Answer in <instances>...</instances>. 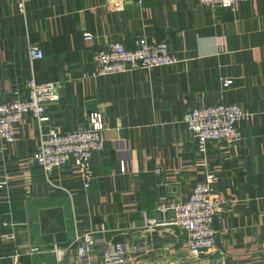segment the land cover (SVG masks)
I'll list each match as a JSON object with an SVG mask.
<instances>
[{"label": "crops", "instance_id": "crops-1", "mask_svg": "<svg viewBox=\"0 0 264 264\" xmlns=\"http://www.w3.org/2000/svg\"><path fill=\"white\" fill-rule=\"evenodd\" d=\"M18 1L0 0V98L24 91L30 77L59 81L47 126L82 129L96 111L107 128L104 149L84 168L54 172L51 185L31 162L37 123L26 115L17 124L14 142L0 148V264H105L103 247L122 243L128 259L115 264H264V0L228 9L194 0H110L114 8L109 0H28L24 12ZM139 36L166 41L177 62L91 76L93 52L114 41L132 47ZM29 43L41 59L29 58ZM217 103H238L254 117L237 124L238 142L201 151L181 118ZM207 174L231 203L214 218L215 251L188 258L172 213L162 217L155 205L165 191L185 200ZM81 234L93 247L79 258ZM60 239L67 252L57 263L46 250ZM33 245L45 252L26 254Z\"/></svg>", "mask_w": 264, "mask_h": 264}, {"label": "built area", "instance_id": "built-area-1", "mask_svg": "<svg viewBox=\"0 0 264 264\" xmlns=\"http://www.w3.org/2000/svg\"><path fill=\"white\" fill-rule=\"evenodd\" d=\"M27 1L17 2L20 12L25 11ZM194 1L210 9H228L234 4L248 0ZM109 4L115 7L110 0ZM82 38L85 43L91 45L94 36L90 31H83ZM27 50L31 60L43 57V51L37 44L29 43ZM92 62L91 76L96 77L171 66L177 62V58L169 50L166 41L149 42L144 36H139L132 47L121 41L111 42L106 49L92 53ZM230 83L231 80H224L223 85ZM61 86L59 81L37 82L30 77L25 82L24 91L15 88L9 100L0 98L1 150L6 148V144L14 142L15 127L24 116L29 115L40 129L39 143L31 156V162L41 169L45 181L51 185H54V172L63 169L67 164L84 168L95 152L104 149V131L107 128L102 114L96 111L89 114L87 126L82 129L61 131L47 126L46 110L58 99ZM253 117V112L246 111L238 103H217L193 106L183 114L181 121L192 132L198 149L205 151L211 142L234 144L241 140L242 133L237 124L248 123ZM160 172V168L154 169L155 174ZM84 186L88 187V183L84 182ZM230 203V200L220 197L214 176L207 174L204 180L196 182L185 200L167 191L161 193L155 210L162 217L172 213L170 223L182 230L187 257L197 258L201 254L215 251L217 231L213 227V221ZM151 223L157 222L152 220ZM74 244L79 258L87 256L93 247V242L87 234L77 235ZM46 251L54 257L55 262L60 263L67 249L55 242ZM129 251V247L123 243L104 246L103 261L105 264L122 263L128 259ZM41 252L45 251L36 245L25 250L26 254Z\"/></svg>", "mask_w": 264, "mask_h": 264}, {"label": "trees", "instance_id": "trees-1", "mask_svg": "<svg viewBox=\"0 0 264 264\" xmlns=\"http://www.w3.org/2000/svg\"><path fill=\"white\" fill-rule=\"evenodd\" d=\"M56 243H58V245H60V246H65L66 245V243L64 242V240L63 239H60L58 242H56Z\"/></svg>", "mask_w": 264, "mask_h": 264}]
</instances>
